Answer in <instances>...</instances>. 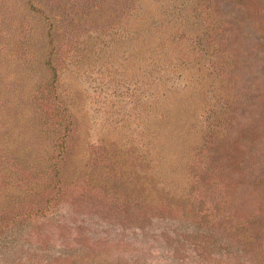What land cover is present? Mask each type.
I'll list each match as a JSON object with an SVG mask.
<instances>
[{
  "label": "rangeland",
  "instance_id": "rangeland-1",
  "mask_svg": "<svg viewBox=\"0 0 264 264\" xmlns=\"http://www.w3.org/2000/svg\"><path fill=\"white\" fill-rule=\"evenodd\" d=\"M0 264H264V0H0Z\"/></svg>",
  "mask_w": 264,
  "mask_h": 264
}]
</instances>
